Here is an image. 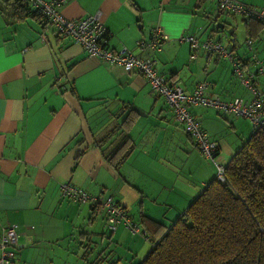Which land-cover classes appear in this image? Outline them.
<instances>
[{"label": "crops", "instance_id": "crops-1", "mask_svg": "<svg viewBox=\"0 0 264 264\" xmlns=\"http://www.w3.org/2000/svg\"><path fill=\"white\" fill-rule=\"evenodd\" d=\"M237 1L264 6V0ZM14 4L0 0V235L15 223L19 242L8 264H139L149 249L137 256L129 238L136 235L120 223L108 231L103 210L63 198L59 184L111 195L142 227L143 220L169 227L214 178L215 165L142 74L88 56L44 18ZM62 11L69 18L98 14L107 46L154 59L157 73L179 80L187 93L205 80L209 95L251 98L227 59L202 49L192 58L188 41L179 39L212 37L239 59L248 56L245 39L237 40V20L245 32L247 19L219 12L212 0H67ZM218 21L224 29L215 28ZM155 26L167 35L161 50L139 51L136 41ZM250 38L264 61V30ZM256 83L264 91V76ZM189 110L218 143L220 163L252 133L246 118L204 105ZM124 136L133 148L115 169L102 153L115 150ZM105 241L112 247L95 253ZM119 246L127 251L120 254Z\"/></svg>", "mask_w": 264, "mask_h": 264}, {"label": "built area", "instance_id": "built-area-1", "mask_svg": "<svg viewBox=\"0 0 264 264\" xmlns=\"http://www.w3.org/2000/svg\"><path fill=\"white\" fill-rule=\"evenodd\" d=\"M11 1V0H4ZM25 2L30 10L36 11L51 24L53 31L59 36H68L78 44L88 56L96 57L110 65H120L126 72H138L149 83L151 90L162 97L172 109L173 116L189 134L198 151L209 159L216 168L215 177L223 179L225 163L216 161L218 143L210 139L203 129L200 120L191 113L189 106L204 105L223 111L224 114H234L246 118L252 130L264 125V92L258 88L256 76H264V61L252 49V39L245 38L244 45L248 49V56L239 59L230 48L219 39L207 37L199 40L196 36H181L180 40L188 41L191 57L195 58L199 49L206 53H216L227 59L231 64L232 73L250 92L251 98L244 100L236 97L232 100L223 99L216 94L209 95L206 90L208 82H198L191 93L183 90L179 80L168 81L158 74L154 59L140 57L126 47L118 50L107 46L108 31L98 14L69 18L64 15L62 6L67 0H18ZM221 13L240 15L244 19H257L264 24V6L254 7L237 0H212ZM167 35L159 26L153 27L148 36L136 41L139 51H159ZM60 195L77 204H89L94 212L103 210L104 224L108 231L113 232L120 223L131 234H139L144 239L148 235L144 227L133 221L127 209L111 195L90 194L70 181L59 184ZM17 225L8 223L2 228L0 235V264L10 263L19 245Z\"/></svg>", "mask_w": 264, "mask_h": 264}, {"label": "trees", "instance_id": "trees-1", "mask_svg": "<svg viewBox=\"0 0 264 264\" xmlns=\"http://www.w3.org/2000/svg\"><path fill=\"white\" fill-rule=\"evenodd\" d=\"M12 1L24 14L40 16ZM243 22L249 37L264 30L257 19ZM129 140L124 136L115 150L102 153L113 168L130 154ZM142 225L151 247L139 264H264V125L225 163L223 179L214 176L169 227Z\"/></svg>", "mask_w": 264, "mask_h": 264}, {"label": "rangeland", "instance_id": "rangeland-1", "mask_svg": "<svg viewBox=\"0 0 264 264\" xmlns=\"http://www.w3.org/2000/svg\"><path fill=\"white\" fill-rule=\"evenodd\" d=\"M238 24H239V27H238V29H237V33H238V36H237V40H238V42L239 43H241L244 39H245V32L243 31V26H242V21L241 20H239V18H238ZM244 45V44H243ZM238 118H240L241 120L243 119V117H241V116H237ZM241 125H244V124H242L241 123ZM245 126V125H244ZM252 128V127H251ZM229 134L230 135H234L235 137V139H237V138H239L240 137V135H237V133H235V132H232L231 133V131H229ZM247 137V136H246ZM240 139H241V137H240ZM246 139V138H245ZM208 161L210 162V163H212L209 159H208ZM216 161H219V159H216ZM215 172H216V168H215ZM128 231V230H127ZM129 232V231H128ZM130 233V232H129ZM131 234V233H130ZM132 235H136V236H129V238H130V241H133L134 243V248L137 250V256H141V255H143L144 253H145V251L147 250V249H150V247H151V243H150V241L149 240H147V239H144L143 237H141L139 234H132ZM93 239L95 240V235H93ZM98 245H99V247L96 249V250H94V252L96 253V252H100V253H103L104 252V249H106L105 247H107V249H108V247L109 248H111L112 247V243L110 244L108 241H105V243H97ZM108 244H109V246H108ZM103 248V249H102ZM89 251L90 250H88V253H89ZM124 251H127V248H125L124 246H119V248H118V252L120 253V254H122ZM106 253V252H105ZM90 261H92L93 260V257L92 258H90L89 259ZM88 264H92V263H88ZM95 264H101V263H95ZM102 264H106L105 262L104 263H102Z\"/></svg>", "mask_w": 264, "mask_h": 264}, {"label": "water", "instance_id": "water-1", "mask_svg": "<svg viewBox=\"0 0 264 264\" xmlns=\"http://www.w3.org/2000/svg\"><path fill=\"white\" fill-rule=\"evenodd\" d=\"M215 28L216 29H224V24L218 21V22H216ZM227 31L231 32V29H227Z\"/></svg>", "mask_w": 264, "mask_h": 264}]
</instances>
